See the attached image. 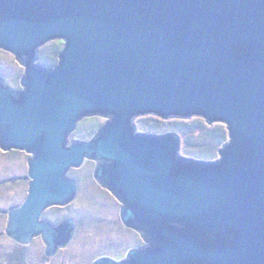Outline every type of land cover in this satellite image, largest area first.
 <instances>
[{"label":"water","instance_id":"1","mask_svg":"<svg viewBox=\"0 0 264 264\" xmlns=\"http://www.w3.org/2000/svg\"><path fill=\"white\" fill-rule=\"evenodd\" d=\"M54 40L57 64L39 65ZM0 50L24 69L20 90L0 76V150L30 155L10 239L66 248L76 222L41 217L74 201L68 174L93 161L144 245L91 264H264V0H0ZM147 115L222 123L228 142L216 161L184 157L179 135L137 132Z\"/></svg>","mask_w":264,"mask_h":264},{"label":"rangeland","instance_id":"2","mask_svg":"<svg viewBox=\"0 0 264 264\" xmlns=\"http://www.w3.org/2000/svg\"><path fill=\"white\" fill-rule=\"evenodd\" d=\"M63 46L62 40L47 43L38 51V64L46 68H53L58 62V55ZM42 57L47 62L55 58L51 67L50 64L41 62ZM23 73L24 69L13 56L0 50V76L5 78L6 85L14 90L22 89L19 80ZM105 122V118L96 116L82 119L77 124V129L69 137V144L88 140L96 134ZM182 122L199 123L204 126V131L220 129V132L225 133L222 142H219L218 139L220 138L208 139L203 141V144L195 145L196 148H193L188 142V148L191 150L203 149L211 153V158L208 160L192 159L209 162L218 160V151L228 142V132L222 123L209 126L201 117L186 120L178 118L162 120L151 115L138 117L134 121L138 133L155 135L175 133L179 136L180 133L176 131V126ZM141 126L145 127L146 130L142 129ZM151 126L153 129L150 128ZM183 147L184 143L181 139V156H184ZM29 159L30 155L24 152L10 151L4 153L0 150V264H91L100 256L122 259L128 250L144 245L138 233L121 224L119 220L120 203L93 179L92 174L95 167L93 161H86L81 168L71 169L68 174V177L73 179L78 186L74 201L63 208H49L41 217L42 220L49 221L53 225L67 219L76 222L77 229L66 248L48 258L45 255V245L40 237L33 239L28 246H21L14 242L5 233L8 213L20 206L27 196Z\"/></svg>","mask_w":264,"mask_h":264},{"label":"trees","instance_id":"3","mask_svg":"<svg viewBox=\"0 0 264 264\" xmlns=\"http://www.w3.org/2000/svg\"><path fill=\"white\" fill-rule=\"evenodd\" d=\"M45 57V56H43ZM43 57L41 58V62H46L44 64H50L49 66L51 67V64L53 63L52 61L55 59H51L49 62L45 61L43 59ZM199 123H187V122H182L179 123L177 127V132L180 133L182 142L184 143V147L182 148V152L184 154V156H189L191 158H196V159H210L211 158V153L210 151H206L203 149H198V150H191L188 148V142L192 145L193 148H196L195 145L197 144H203V141L206 140H212L213 138H220L218 139L219 142L223 141V138H225V133L224 132H220V129H216V130H212V129H207L206 131H204V126L199 124ZM142 129L146 130L145 127L141 126ZM151 129H153V126L150 127ZM155 128V126H154ZM151 129H148L149 131H151ZM157 130V129H156ZM148 131V132H149ZM153 132V131H152ZM196 135V136H194ZM93 136V135H92ZM91 136V137H92ZM90 139V138H89ZM194 140V141H193ZM197 140V141H196Z\"/></svg>","mask_w":264,"mask_h":264}]
</instances>
